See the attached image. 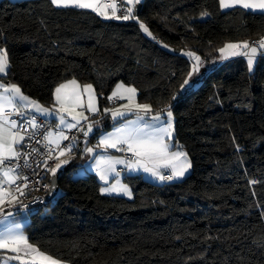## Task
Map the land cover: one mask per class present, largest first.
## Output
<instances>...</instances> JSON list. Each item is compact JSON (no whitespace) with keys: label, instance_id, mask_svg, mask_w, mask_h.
I'll use <instances>...</instances> for the list:
<instances>
[{"label":"trees","instance_id":"1","mask_svg":"<svg viewBox=\"0 0 264 264\" xmlns=\"http://www.w3.org/2000/svg\"><path fill=\"white\" fill-rule=\"evenodd\" d=\"M205 6L213 15L202 19ZM139 16L158 40L206 59L225 42L264 35V16L221 12L217 0H144ZM0 33L11 56L7 80L44 105L75 77L103 92L101 111L118 81L159 108L191 63L136 22L56 9L49 0H0ZM174 113L192 162L186 177L162 184L133 175L124 179L133 189L127 199L101 194L93 174L66 170L57 197L27 213L30 242L67 264H264V64L252 81L244 58L217 65L174 102Z\"/></svg>","mask_w":264,"mask_h":264},{"label":"snow or ice","instance_id":"2","mask_svg":"<svg viewBox=\"0 0 264 264\" xmlns=\"http://www.w3.org/2000/svg\"><path fill=\"white\" fill-rule=\"evenodd\" d=\"M49 3L56 9L91 10L105 20L136 22L143 33L161 43L164 49L178 52L191 63L187 75L173 89L168 102L159 108L138 102L139 90L132 84L118 81L107 96L109 103L118 106L104 107L101 111L99 104L103 92L98 93L93 83L81 84L75 77L58 83L51 92V106H45L39 99L25 94L17 83L5 82L12 74V63L6 39L0 33V250L15 254L0 264H11V261L67 264L32 244L26 235L25 213H30L31 208L21 197L28 195L29 184L32 191L42 188L55 199L58 172L77 158L82 162L75 171L86 174L93 170L102 182L99 189L102 194L131 198L133 189L124 179L133 178V174H146L149 179L162 184L181 180L191 169L192 162L176 138L174 102L195 86L204 71L214 68L217 63L244 57L249 81L256 78L257 70L264 64V35L256 41L225 42L216 49L219 55L213 56L211 63L190 48H171L158 40L149 25L140 19L139 6L144 0H49ZM217 3L221 12L264 16V0H217ZM212 15L207 6L199 12L202 19ZM175 76L176 73H172L171 78ZM120 100L126 103H118ZM109 115L111 130L105 131L104 121ZM130 115L132 119L128 118ZM41 120L44 123H40ZM52 121L56 123L53 125ZM41 130H44L42 140H36ZM73 130L81 134L82 147L81 136L70 135ZM94 136L97 141L91 144ZM33 141L43 144L45 151L34 147ZM110 150L120 155H114ZM236 150H241L239 144ZM33 154L40 157L35 163L42 172L33 168ZM49 161L54 165L50 166ZM24 169H30L36 179H30ZM49 173L51 178L44 183ZM248 183L255 185L257 181L249 179ZM37 202L45 201L41 197H32V203ZM260 207L264 217V205Z\"/></svg>","mask_w":264,"mask_h":264},{"label":"crops","instance_id":"3","mask_svg":"<svg viewBox=\"0 0 264 264\" xmlns=\"http://www.w3.org/2000/svg\"><path fill=\"white\" fill-rule=\"evenodd\" d=\"M103 18V17H102ZM110 20H113V19H110ZM258 40V39H257ZM253 41H256V40H253ZM223 46V45H222ZM241 58H244V57H241ZM245 59V58H244ZM246 60V59H245ZM219 64H222V63H217V65H219ZM5 82H9V80H6ZM10 82H13V81H10ZM13 83H15V82H13ZM124 102H126V101H124V100H120L119 101V103H124ZM52 103V102H51ZM51 103L49 104V105H45V106H51ZM118 106V104L117 105H109L108 104V106L107 107H117ZM100 107V106H99ZM129 119H132L133 117L130 115L129 117H128ZM108 119V120H107ZM106 121V122H105ZM104 121V124H105V126H107V128L105 127L104 128V130L105 131H110L111 130V117H110V115L106 118V120ZM56 123V121H52V124L54 125ZM98 135V134H97ZM95 137V136H94ZM96 141H97V137H95V138H91V141H90V143L91 144H95L96 143ZM80 145H81V147L83 146V140H82V142H80ZM114 155H120V153H117L115 150H110ZM81 160L79 159V158H77V159H74V160H72L71 162H70V164H68V165H66V166H64V169H63V171H60V172H58V174H57V177L59 176V174H61L62 172H64V171H66V170H70L71 171V173L73 174V176L74 177H76V176H85V175H87V174H93L96 178H97V180L100 182V187H101V184H102V182L99 180V178L96 176V174H95V172L93 171V170H89L86 174H78L75 170L79 167V165L81 164ZM190 173V169H189V171L187 172V174H186V176L188 175ZM127 175V174H126ZM133 175H136V174H133ZM139 175H141L144 179H146V180H149V181H153V180H151V179H149V177L146 175V174H139ZM185 176V177H186ZM47 177H48V180L51 178V174L49 173V174H47ZM153 182H155V181H153ZM156 183H159V182H156ZM59 191V190H58ZM102 194V193H101ZM103 195H108V194H103ZM113 196V195H112ZM114 196H122V195H115L114 194ZM124 197H126V198H129L128 196H124ZM7 210V209H6ZM25 223H26V225H27V223H28V214L27 213H25ZM12 255H15L14 253H11L10 251H8V250H0V261H4V260H6L8 257H10V256H12ZM11 264H19V262H17V261H11Z\"/></svg>","mask_w":264,"mask_h":264},{"label":"built area","instance_id":"4","mask_svg":"<svg viewBox=\"0 0 264 264\" xmlns=\"http://www.w3.org/2000/svg\"><path fill=\"white\" fill-rule=\"evenodd\" d=\"M108 104L109 105H116L117 103H109L108 102ZM40 123H44V121L41 120ZM43 131L44 130H41V133L39 135H37L36 140H42ZM70 135L81 136V134L78 133V132H76L75 130H73L70 133ZM82 140H83V138L81 136L80 142H82ZM33 146L34 147H37V148H40L41 151H45V149L43 147V144H36L35 141H33ZM38 159H40V157L38 156V154H33V168H35V170L37 172H42L43 169H41L39 167H36L35 161L38 160ZM21 163H23L22 160H21ZM49 164H50V166H52V165H54V162L53 161H49ZM23 171L30 177V179H33V180L36 179V177H34L32 175V171L30 169H24ZM47 182H48L47 179H45L44 180V183H47ZM28 189H29L28 195L26 197H21V199H23L24 203L30 205L31 211L32 210H38V209L45 208L47 206V201H46V195H47V193L45 192V190L41 188L39 191H32V185L31 184H29ZM32 197H41V198H43V200L45 202L32 203Z\"/></svg>","mask_w":264,"mask_h":264},{"label":"rangeland","instance_id":"5","mask_svg":"<svg viewBox=\"0 0 264 264\" xmlns=\"http://www.w3.org/2000/svg\"><path fill=\"white\" fill-rule=\"evenodd\" d=\"M145 34V33H144ZM146 36H147V34H145ZM148 37V36H147ZM148 38H150V37H148ZM203 59H206V58H204V57H202ZM207 61H209V63H211V61H212V58L211 59H206ZM191 62V61H190ZM217 67V64L215 65V67L214 68H216ZM214 68H211V67H209L206 71H204L203 69H202V71H204V74L205 73H207L208 71H210L211 69H214ZM203 74V75H204ZM201 78V77H200ZM200 78H199V80H198V82L195 84V86L191 89V90H193V89H195V88H197L198 86H199V84H200ZM191 90H189V91H191ZM188 91V92H189ZM187 93V92H186ZM118 103H119V101H118ZM124 103H126V102H124ZM117 105V104H116ZM122 197H124V196H122ZM124 198H126V197H124ZM132 198V197H131ZM130 197L129 198H127V199H131Z\"/></svg>","mask_w":264,"mask_h":264},{"label":"water","instance_id":"6","mask_svg":"<svg viewBox=\"0 0 264 264\" xmlns=\"http://www.w3.org/2000/svg\"><path fill=\"white\" fill-rule=\"evenodd\" d=\"M139 10H140V6H139ZM58 190H59V187H58V177H57V181H56V197H57V194H58ZM52 200H53V198L51 196L46 195L47 203H50Z\"/></svg>","mask_w":264,"mask_h":264}]
</instances>
